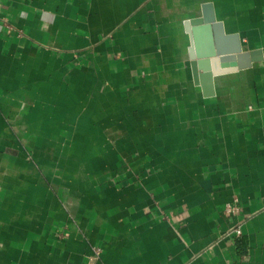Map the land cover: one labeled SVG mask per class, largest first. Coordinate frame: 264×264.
I'll use <instances>...</instances> for the list:
<instances>
[{
	"label": "crops",
	"instance_id": "0c3cea01",
	"mask_svg": "<svg viewBox=\"0 0 264 264\" xmlns=\"http://www.w3.org/2000/svg\"><path fill=\"white\" fill-rule=\"evenodd\" d=\"M0 264H264V0H0Z\"/></svg>",
	"mask_w": 264,
	"mask_h": 264
},
{
	"label": "water",
	"instance_id": "95a60500",
	"mask_svg": "<svg viewBox=\"0 0 264 264\" xmlns=\"http://www.w3.org/2000/svg\"><path fill=\"white\" fill-rule=\"evenodd\" d=\"M184 27L191 37L189 54L194 81L207 95L212 94L214 76L247 69L256 61L257 54L248 53L237 35H225L223 25L216 21L210 4L203 5L200 12L186 19ZM204 39L205 44L202 43ZM220 56L225 57L217 59ZM220 61L230 62L232 68L221 71Z\"/></svg>",
	"mask_w": 264,
	"mask_h": 264
},
{
	"label": "built area",
	"instance_id": "2783aa9c",
	"mask_svg": "<svg viewBox=\"0 0 264 264\" xmlns=\"http://www.w3.org/2000/svg\"><path fill=\"white\" fill-rule=\"evenodd\" d=\"M233 211H234V206H232L231 204H228V205L226 206V212H227V213H231V212H233ZM235 233H236L237 235H240V234H241L240 229H236V230H235ZM93 252H94V254H96V255H98V254L100 253V251H99L98 249H96V248H93Z\"/></svg>",
	"mask_w": 264,
	"mask_h": 264
}]
</instances>
